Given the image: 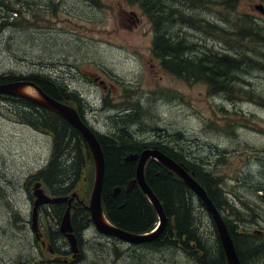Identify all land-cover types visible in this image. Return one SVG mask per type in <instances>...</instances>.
I'll use <instances>...</instances> for the list:
<instances>
[{
    "label": "rangeland",
    "instance_id": "1",
    "mask_svg": "<svg viewBox=\"0 0 264 264\" xmlns=\"http://www.w3.org/2000/svg\"><path fill=\"white\" fill-rule=\"evenodd\" d=\"M170 1L179 9L187 6L189 18L175 16L162 32L183 38L192 55L232 57L234 88L213 92L200 80L167 72L152 55V22L128 0H0V24L8 10L18 11L0 29V75L51 72L66 78L95 108L106 97L104 111L88 109L98 133L113 132V120L126 122L121 110L137 105L134 136L152 140L156 129L180 133L172 144L217 179L223 217L251 235L264 230V0ZM204 19L213 25H201ZM243 24L252 33H240ZM87 77L90 87L80 82ZM99 79L109 85L107 92ZM22 110L19 103L0 99V264H198L193 252L180 246L128 244L92 224L82 233L81 255L73 254L67 239L55 234L59 220L51 205L38 210L37 239L31 230L34 182L29 177L50 160L52 140L26 124ZM73 181L67 194L74 192L86 206L94 181L91 155ZM189 196L195 222L214 253L212 220L200 200ZM261 261L264 253L246 263Z\"/></svg>",
    "mask_w": 264,
    "mask_h": 264
},
{
    "label": "trees",
    "instance_id": "2",
    "mask_svg": "<svg viewBox=\"0 0 264 264\" xmlns=\"http://www.w3.org/2000/svg\"><path fill=\"white\" fill-rule=\"evenodd\" d=\"M91 1L96 2V0ZM128 1L138 4L152 22L154 26V36L151 44L152 55L160 60L161 66L167 72L184 80H200L206 83L210 91L213 92L229 91L234 88L231 84L235 71L232 57L225 53L220 55L216 52L204 53L201 56L192 55L190 51L193 48L183 38L162 32L161 27L167 21L175 16L186 15L184 9L187 6L179 9L175 3L169 2V0ZM192 1L194 0H189L191 3ZM13 14L17 15L18 11L14 8L8 10L7 16L3 17L4 22L0 24V29L5 24H11L8 20L13 19ZM188 18L189 16L186 15V19ZM200 24L209 27L213 25V22L204 19ZM245 27H248V29ZM249 27L247 24H243L240 27V33H252ZM14 74V76L10 73L0 75V83L18 80L33 82L50 97L69 105L75 104V102L69 100H74L73 94L74 92L77 94V91L70 89L67 84V87L72 90L67 93L68 89L59 78L44 74V72L27 75L15 72ZM1 98L19 103V106L23 108L19 115L24 119V122L37 131L50 133L54 141L53 154L50 156V160L36 173L31 174L29 178L34 183L39 181L44 184L53 196L68 195L67 191L72 189L73 180L78 177L83 162L90 159L91 155L81 134L65 118L36 102L9 94H2L0 95ZM76 102L79 103L81 108L83 107L79 98L76 99ZM136 107L137 105L126 108L127 112L122 110L123 113L120 114L124 115L126 122L113 120L115 124L113 132L107 134L95 132L104 156L101 201L105 217L117 228L132 233H146L155 227L158 220L156 211L140 187L134 184L126 191L128 182L135 177L136 160L126 161L125 157L132 153H140L143 149L149 147L159 149L180 163L188 172H192L194 178L203 185L215 206L220 210V199L217 196V191H219L217 179L206 171L201 164L189 160L177 150L175 145L180 138V133H166V130L159 132V129H156L151 133L155 137L152 140H140L134 136V132L130 128H134L140 123V120L136 117ZM159 133L161 135H158ZM172 143L176 144L173 145ZM144 177L155 196L162 203L167 221L164 228L153 240L135 245L160 248L172 244L180 246L182 250L192 251V254L198 260V264H226L215 227L213 226L215 234L214 253L211 252L212 244H210V247L206 245L209 239L200 233L201 226L196 224L195 217L192 215L193 201L189 195L194 196V193L191 189L176 174L154 159H150L146 163ZM115 187L119 188L117 194H114ZM89 192L91 191L89 190ZM200 203V206L204 208L201 201ZM51 206L57 209L55 217L60 222L67 203ZM225 220L228 222V230L240 264H247L246 261L256 260L258 256L264 253V234L256 236L253 234L247 235L246 232L238 233L236 225L227 219ZM70 222L77 240V246L81 248L82 233L92 224L89 211L82 201L72 202ZM55 234L58 238L65 239L59 229H56ZM254 238L258 239L259 243L253 244ZM116 239L121 241L118 238ZM45 241L54 251L55 244H50L48 238ZM79 255H81V251ZM262 263L264 262H258V264ZM37 264L43 263L38 262Z\"/></svg>",
    "mask_w": 264,
    "mask_h": 264
},
{
    "label": "water",
    "instance_id": "3",
    "mask_svg": "<svg viewBox=\"0 0 264 264\" xmlns=\"http://www.w3.org/2000/svg\"><path fill=\"white\" fill-rule=\"evenodd\" d=\"M24 85H29L36 90L37 95L32 97L22 92L21 88ZM0 94H9L26 98L37 104L44 106L55 113L65 118L72 127H74L85 140L88 149L90 150L93 165H94V181L92 190L89 195V202L86 206L89 213L91 222L94 227L103 235L113 236L122 241L138 244L145 241L153 240L161 230L164 228L167 221V216L163 209L162 203L155 196L144 177V168L149 159H154L163 164L166 168L175 173L181 180L193 191V193L201 200L207 211L209 212L212 221L215 225L216 232L221 243L226 264H240L238 254L236 252L233 240L230 232L225 224V221L214 205L213 201L209 197L206 189L195 178L192 172H188L180 163L176 162L173 158L169 157L159 149L146 148L140 153H132L125 157L126 161L136 160L135 177L130 180L126 186L128 191L134 184H137L143 191L149 202L152 204L158 217V223L154 230L146 233H132L122 230L114 226L104 215L102 209L101 193L104 179V156L101 145L93 132V130L87 126L79 117L77 111L72 106L63 103L55 98L47 95L39 86L33 82L18 80L13 82L0 83ZM119 192V188H114V194ZM32 194L34 200L32 203L31 212V230L37 237L41 234L38 228V209L43 204H57L67 202L64 214L59 222L58 229L64 234L65 238L70 244V249L73 252L78 251L77 240L73 233V228L70 222V206L74 198L78 199V196L73 192L69 196H50L47 195L44 189L41 187V183L36 181L32 186ZM44 243V242H42ZM51 250V249H50Z\"/></svg>",
    "mask_w": 264,
    "mask_h": 264
},
{
    "label": "flooded vegetation",
    "instance_id": "4",
    "mask_svg": "<svg viewBox=\"0 0 264 264\" xmlns=\"http://www.w3.org/2000/svg\"><path fill=\"white\" fill-rule=\"evenodd\" d=\"M53 77H56V78H58V76L56 75L55 76V73H51V72H49ZM60 78H61V80H62V82H63V84H64V86H66V88L68 89V92L67 93H70V89L67 87V81H66V78H64L63 76H60ZM89 78L87 77V78H85L84 80H80V82L82 83V84H84L85 86H87V87H90V85L88 84V80ZM94 80H96V77L94 78ZM87 81V82H86ZM99 81V84L100 85H102V87H103V90L105 91V92H107V88H109V85L108 84H106V81L105 80H102V79H99L98 80ZM93 82V81H92ZM74 90V89H73ZM74 91H77V94L74 92V100H69V101H73V102H75V104H73V105H71V106H73L75 109H76V111H77V113H78V115H79V117H80V119L81 120H83V122H85V124H87V125H89L91 128H94L93 127V123L91 122V119H90V117H89V111L90 110H88V109H90V108H92L93 107V105L92 104H90V102L89 101H87V99H85V97H82V92L80 91V90H74ZM70 95H72V94H70ZM77 98H79V100H80V103L82 102V104H83V107L81 108L80 107V105H79V103L78 102H76V99ZM85 99V100H84ZM100 101H101V104H102V106L100 107V108H92V112H97V110H99V112H101L102 110L104 111V108L103 107H106L107 106V103H106V100H105V98L104 97H102L101 99H100ZM93 104H96V103H93ZM124 112H127V110H123ZM121 112H122V110H121ZM94 130V129H93ZM96 133H97V131L96 130H94ZM100 134H103V133H100ZM49 135H50V133H49ZM50 139L52 140V145H51V153H50V156L53 154V145H54V141H53V139H52V137H51V135H50ZM55 147V146H54ZM39 170V169H38ZM37 171V170H36ZM42 207V206H41ZM219 210V209H218ZM220 211V210H219ZM221 212V211H220ZM227 219V218H226ZM226 221V220H225ZM226 223L228 224V222L226 221ZM238 233H245V231H243V230H241V231H237ZM253 235H256V236H260V235H263L264 234V230L263 229H254L253 230V233H252ZM264 264V263H263Z\"/></svg>",
    "mask_w": 264,
    "mask_h": 264
},
{
    "label": "bare ground",
    "instance_id": "5",
    "mask_svg": "<svg viewBox=\"0 0 264 264\" xmlns=\"http://www.w3.org/2000/svg\"><path fill=\"white\" fill-rule=\"evenodd\" d=\"M21 90H22V92L23 93H25V94H27V95H29V96H32V97H34L35 95H36V92L33 90V87H31V86H29V85H24L22 88H21ZM102 106V104L101 103H99V107H96V108H100ZM93 108H95V106L93 105ZM76 110V109H75ZM112 110V109H111ZM83 121V120H82ZM85 123V122H84ZM94 133H95V131H93ZM95 135H96V133H95ZM97 137V136H96ZM98 139V138H97ZM99 141V140H98ZM100 143V142H99ZM221 215H222V213H221ZM222 217H223V215H222ZM223 219H224V217H223ZM224 221H225V219H224ZM225 224H226V226H227V223H226V221H225ZM227 228H228V226H227Z\"/></svg>",
    "mask_w": 264,
    "mask_h": 264
}]
</instances>
